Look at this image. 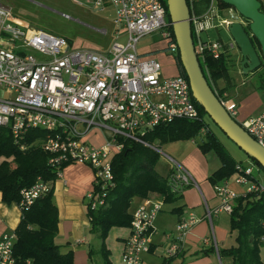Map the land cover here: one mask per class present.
Here are the masks:
<instances>
[{"label":"built area","instance_id":"obj_1","mask_svg":"<svg viewBox=\"0 0 264 264\" xmlns=\"http://www.w3.org/2000/svg\"><path fill=\"white\" fill-rule=\"evenodd\" d=\"M264 7V0H258ZM78 2V1H77ZM100 10L110 4L115 9L117 27L114 40L104 52L90 48H73L68 40L44 30L23 29L11 22V9L0 3V127L9 130L13 141L25 149L29 130L42 129L45 136H35L30 144L48 154L47 165L63 176L69 164L88 166L93 172L91 189L86 193L87 206L97 210L106 206L114 186L113 159L133 143L161 152L159 143L146 135L157 126L175 119L202 120L194 103L189 80L180 73L165 75L150 53H140L138 43L148 32L160 31L163 50L178 54V46L163 0H84ZM81 3V2H80ZM193 51L205 76L210 73L207 58L226 54L219 39L203 37V32L248 21L234 7L220 0H186ZM229 12L224 17L223 11ZM245 21V22H244ZM106 33L105 30H101ZM234 48L233 41L229 44ZM31 51V52H30ZM206 78V79H207ZM222 104L236 119L235 107ZM245 131L264 147V112L240 123ZM206 127L199 131L204 135ZM101 136L103 142L94 141ZM198 136V137H199ZM197 137V136H195ZM172 172L168 184L174 193L195 185L190 172L168 156ZM233 181L248 183L239 195L230 185V176L212 185L218 204L205 203L204 217L212 222L221 212L230 214L239 196L264 194L260 168L253 162L236 163ZM50 181L42 178L20 191L18 205L29 207L50 190ZM162 199L150 196L133 210L129 234L121 255L123 264H142V256L151 250V234ZM201 220L187 210L175 225V241L164 249L165 258L176 255L192 226ZM14 232L0 236V264H16Z\"/></svg>","mask_w":264,"mask_h":264},{"label":"trees","instance_id":"obj_2","mask_svg":"<svg viewBox=\"0 0 264 264\" xmlns=\"http://www.w3.org/2000/svg\"><path fill=\"white\" fill-rule=\"evenodd\" d=\"M163 2L170 20L166 0ZM220 3L224 4L221 0ZM226 58L225 54L218 59L208 57L207 66L209 69L211 65L219 70L225 69ZM175 60L179 73L187 78L178 54L175 55ZM262 64L263 62L253 71L261 68ZM258 78L259 88H263L264 74L258 73ZM210 86L212 88L211 84ZM194 103L199 110L201 121L175 119L169 124L157 126L147 133L146 138L151 142L157 140L159 144L190 139L198 137L200 129L205 126V134L198 137L201 140L199 147L202 152L213 150L221 159L219 168L209 176L210 182L214 184L229 177L235 171L238 161L225 152L219 138L204 119L206 112L195 99ZM46 134L47 131L42 129L29 130L25 139L29 146L20 149L9 130L0 127L2 200L8 204L19 203L20 191L31 186L37 178L50 181V190L46 194L38 197L29 207L21 209L22 215L15 228L17 239L13 249L16 264H74L72 250H64L63 246L54 240L58 231V210L52 200V184L56 180V173L47 165L48 154L39 146L30 144L35 136ZM248 157L264 172V168L253 157ZM157 159L158 152L151 147L139 143L126 146L113 159L114 186L108 193L106 206L93 210L86 205L90 232L101 240L100 252L104 264H112L105 239L111 228L130 225L132 214L128 208L134 197L146 198L149 193L156 192L165 203H171L180 197L171 190L168 175L164 176L156 170ZM252 196L255 197V194L239 196L230 213V232H235V244L217 249L220 258L230 257L233 264H264L260 256V247L264 242V194L258 199L243 203L246 198ZM172 257L175 255L166 259L170 260Z\"/></svg>","mask_w":264,"mask_h":264},{"label":"crops","instance_id":"obj_3","mask_svg":"<svg viewBox=\"0 0 264 264\" xmlns=\"http://www.w3.org/2000/svg\"><path fill=\"white\" fill-rule=\"evenodd\" d=\"M161 49L163 50V47ZM152 50L155 52L159 49ZM225 55L227 56L226 68L219 70L211 65L208 76L212 89L225 105L236 108V120L241 123L264 112V87L259 88L258 78V73L264 74V59H262L261 68L257 71L243 74L239 65L240 56L233 59L227 53ZM160 62L165 75L179 73L177 64L174 65L164 55L160 56ZM94 141L100 144L103 138L97 135ZM200 142L198 137H193L164 143L172 157L190 172L197 186L184 187L177 193L180 197L168 203V207H163L158 213L151 234V250L143 254L142 264H219L218 260L222 262L217 249L228 247L227 225L229 221L226 222L220 213L213 216L211 223L204 217L205 203L209 207L218 204L209 176L221 164L213 150L202 152L199 147ZM246 156V161H237L250 162L247 154ZM261 175H263L262 171L259 174L262 179ZM233 177L234 175L231 174L229 183L239 195H242L243 193L236 189V185L233 187ZM92 181L93 172L88 166L69 164L63 168V176L57 178L52 184V200L58 210V231L54 240L62 245L64 250H72L74 264H95L96 259L100 261V257L103 260L100 252L101 240L90 232V222L86 214L85 195L91 189ZM149 196L161 199L160 194L156 192L149 193ZM153 196H159V198ZM142 201V198L134 197L130 202L129 212L132 213ZM163 204L167 203L163 202ZM187 210L194 211L201 217V220L195 223L187 233L180 244L181 250L178 254L170 260L166 259L164 249L170 242L175 241V225L185 216ZM21 215L22 210L18 203L4 202L0 192V236L4 232H14ZM111 230L105 239L109 259L112 264H123L121 255L125 239L129 234V226L113 227ZM90 249L91 254L89 255ZM228 258L232 263V259Z\"/></svg>","mask_w":264,"mask_h":264},{"label":"rangeland","instance_id":"obj_4","mask_svg":"<svg viewBox=\"0 0 264 264\" xmlns=\"http://www.w3.org/2000/svg\"><path fill=\"white\" fill-rule=\"evenodd\" d=\"M0 3L11 9L10 20L12 23L20 26L23 29L33 27L44 30L55 36L64 37L68 40L73 48H90L104 52L114 40V34L117 27L114 24L115 9L110 4H106L105 9L100 10L98 7H95L92 4L85 3L84 0H0ZM261 9L264 10V7ZM236 11L237 10L234 9V12ZM222 14L224 17H229L230 15L227 10L223 11ZM245 20L248 21L247 19ZM244 27L250 33L247 22H245ZM104 29L106 30V33L101 31ZM202 36L221 40L224 43L226 53L228 56L233 57V59L240 56V51L237 45H235L234 48H230L229 46L233 39L227 29H212L208 32H203ZM164 46L165 41L161 39L159 30L148 32L147 34L143 35L137 45L138 51L140 53H150V55L154 56L159 62L161 69V55H164L167 59L171 60L174 65L176 63L175 55L170 49H161ZM155 48L159 50L153 52L152 49ZM206 80L210 85V79L207 78ZM204 119L209 123L210 128L219 138L220 142L224 146L225 152L236 160H243V162L246 161L247 156L244 151L229 137H227L207 114L205 115ZM156 142L157 140L153 141V143ZM159 148L161 152H158V159L155 168L160 174L166 176L171 174L173 170L168 157H172V155L167 150L164 143L159 144ZM218 159L221 164L220 157H218ZM262 174L264 175V172H262ZM263 175L261 176L262 180L264 181ZM234 185H236V189L239 190L238 192L241 193L246 191L248 188V183H245L241 186L234 183L233 187H235ZM153 197L159 198V196ZM258 198L259 197L252 196L249 197V199L246 198L243 203H246L247 200H255ZM163 207L167 208L168 203L163 204ZM220 215L226 220V222L229 221L227 225L228 246H231L235 244V232H230V214L222 212ZM260 256L264 263V242L260 247ZM229 260L230 259L228 257H222V262L220 263L218 260V263L232 264L231 260ZM103 261L104 260H102V257H100V261L98 262L96 259L95 264H103Z\"/></svg>","mask_w":264,"mask_h":264},{"label":"water","instance_id":"obj_5","mask_svg":"<svg viewBox=\"0 0 264 264\" xmlns=\"http://www.w3.org/2000/svg\"><path fill=\"white\" fill-rule=\"evenodd\" d=\"M221 1L234 7L249 21L250 33L240 22H234L228 27V32L240 51L241 71L246 74L258 68L264 59V10L258 0ZM166 3L178 46L179 61L189 80L194 99L227 137L264 168V147L230 116L199 66L193 51L186 0H166Z\"/></svg>","mask_w":264,"mask_h":264}]
</instances>
